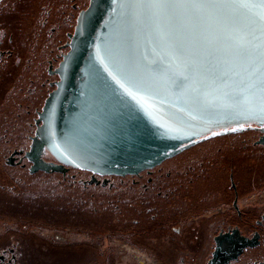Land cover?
Segmentation results:
<instances>
[{
	"label": "flooded vegetation",
	"instance_id": "af4514ba",
	"mask_svg": "<svg viewBox=\"0 0 264 264\" xmlns=\"http://www.w3.org/2000/svg\"><path fill=\"white\" fill-rule=\"evenodd\" d=\"M90 3L0 0V264H264L256 123L142 170L31 171L39 113Z\"/></svg>",
	"mask_w": 264,
	"mask_h": 264
},
{
	"label": "snow or ice",
	"instance_id": "6c2138e0",
	"mask_svg": "<svg viewBox=\"0 0 264 264\" xmlns=\"http://www.w3.org/2000/svg\"><path fill=\"white\" fill-rule=\"evenodd\" d=\"M113 3L121 23L95 58L92 86L91 106L105 130L123 131L125 114L142 107V98L160 95L176 96L181 107L173 119L181 126L179 113L187 112L213 136L222 134L214 127L236 133L256 123L264 129V0ZM141 39L151 42L153 58L138 54ZM194 136L204 138L191 132L188 139Z\"/></svg>",
	"mask_w": 264,
	"mask_h": 264
},
{
	"label": "water",
	"instance_id": "95a60500",
	"mask_svg": "<svg viewBox=\"0 0 264 264\" xmlns=\"http://www.w3.org/2000/svg\"><path fill=\"white\" fill-rule=\"evenodd\" d=\"M120 23L113 0H91L80 14L70 50L56 70L60 80L39 113L36 135L26 153L33 163L32 172H64V164L107 173L137 171L157 165L203 139H188L191 132H203L204 138L213 136L204 131L209 125L196 113H179L185 125L175 123L173 114L181 105L174 95L142 98V107L130 117L125 114L123 131L105 130L91 106L93 80L99 67L95 58L113 43ZM145 51L153 58L151 42L141 39L138 54ZM229 83L219 86L226 88ZM215 129L218 127L212 131Z\"/></svg>",
	"mask_w": 264,
	"mask_h": 264
},
{
	"label": "rangeland",
	"instance_id": "374dc122",
	"mask_svg": "<svg viewBox=\"0 0 264 264\" xmlns=\"http://www.w3.org/2000/svg\"><path fill=\"white\" fill-rule=\"evenodd\" d=\"M30 223H32V222H30ZM38 225H40V227H46L45 225L36 224L35 226H33V228L34 227H38ZM48 227H50L52 229H55L57 231V233L58 232H61V233H75L77 231L78 232L79 231H83V229H80V227L77 226V225L73 226V225H57V224H55L53 226H48ZM48 227H46V228H48ZM71 237H73V236H71ZM59 243H62V242H59ZM71 243H73V242H71Z\"/></svg>",
	"mask_w": 264,
	"mask_h": 264
},
{
	"label": "trees",
	"instance_id": "16d2710c",
	"mask_svg": "<svg viewBox=\"0 0 264 264\" xmlns=\"http://www.w3.org/2000/svg\"><path fill=\"white\" fill-rule=\"evenodd\" d=\"M34 211L33 210H30V214H32ZM44 212V211H43ZM47 212V211H46ZM33 215V214H32Z\"/></svg>",
	"mask_w": 264,
	"mask_h": 264
}]
</instances>
